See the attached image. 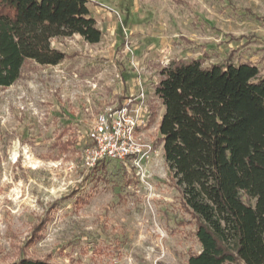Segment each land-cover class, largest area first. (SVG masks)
Masks as SVG:
<instances>
[{
  "label": "rangeland",
  "instance_id": "1",
  "mask_svg": "<svg viewBox=\"0 0 264 264\" xmlns=\"http://www.w3.org/2000/svg\"><path fill=\"white\" fill-rule=\"evenodd\" d=\"M88 1L118 34L54 39L62 64L26 61L0 89V264H188L201 246L158 142L153 87L174 60L229 58L264 77V0ZM142 90L158 107L143 130L153 153L141 166L108 161L99 182L84 157L94 119Z\"/></svg>",
  "mask_w": 264,
  "mask_h": 264
},
{
  "label": "trees",
  "instance_id": "2",
  "mask_svg": "<svg viewBox=\"0 0 264 264\" xmlns=\"http://www.w3.org/2000/svg\"><path fill=\"white\" fill-rule=\"evenodd\" d=\"M88 3L0 0V89L19 80L26 61L52 67L62 64L66 55L52 47L54 39L79 35L89 45L100 43L103 33ZM159 74L153 87L163 108L158 142L184 206L196 221L201 246L188 264H264V77L260 69L229 58L205 67L204 59L198 58L174 60ZM157 115L158 107L150 106L147 128ZM108 161L112 160H101L89 171L99 182L105 181L101 176ZM11 264L53 263L23 257Z\"/></svg>",
  "mask_w": 264,
  "mask_h": 264
},
{
  "label": "built area",
  "instance_id": "3",
  "mask_svg": "<svg viewBox=\"0 0 264 264\" xmlns=\"http://www.w3.org/2000/svg\"><path fill=\"white\" fill-rule=\"evenodd\" d=\"M149 106L142 90L129 97L122 107L100 113L89 132L90 144L85 150V163L94 168L101 160L133 162L141 166L149 160L153 147L143 137L147 128Z\"/></svg>",
  "mask_w": 264,
  "mask_h": 264
},
{
  "label": "crops",
  "instance_id": "4",
  "mask_svg": "<svg viewBox=\"0 0 264 264\" xmlns=\"http://www.w3.org/2000/svg\"><path fill=\"white\" fill-rule=\"evenodd\" d=\"M94 3L97 5H91L90 11L94 19L97 20V26L100 29V31L103 33V37L105 36V32L109 31L112 35H117V26H114V18L112 17V13L110 14L106 10L103 9L106 8V5L102 4L100 1H94ZM99 5V6H98ZM142 25L137 27V31H142ZM102 37V39H103ZM114 45H116L117 40L114 41ZM143 79V78H142ZM157 84V83H156ZM155 84V85H156Z\"/></svg>",
  "mask_w": 264,
  "mask_h": 264
}]
</instances>
